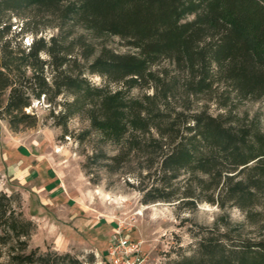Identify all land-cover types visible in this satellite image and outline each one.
I'll return each instance as SVG.
<instances>
[{
	"label": "trees",
	"instance_id": "obj_1",
	"mask_svg": "<svg viewBox=\"0 0 264 264\" xmlns=\"http://www.w3.org/2000/svg\"><path fill=\"white\" fill-rule=\"evenodd\" d=\"M28 14L114 34L134 52L97 50L61 24L57 35L20 48L16 37L36 31ZM164 60L171 70L157 68ZM134 88L151 93L134 98ZM201 95L221 107L264 98V0H0V119L32 126L26 109L42 98L65 134L67 121L84 115L103 137L127 136L128 147L146 155L142 203L248 212L264 196V132L230 111L191 108ZM35 230L19 195L0 191V264H81L69 252L31 248ZM194 239L177 264H264V238L215 226Z\"/></svg>",
	"mask_w": 264,
	"mask_h": 264
},
{
	"label": "rangeland",
	"instance_id": "obj_2",
	"mask_svg": "<svg viewBox=\"0 0 264 264\" xmlns=\"http://www.w3.org/2000/svg\"><path fill=\"white\" fill-rule=\"evenodd\" d=\"M31 30L16 37L20 48L32 37L48 39L62 30L93 44L97 50L134 52L126 41L111 33H95L71 21L28 14ZM19 29L17 18L11 19ZM14 28V26L12 27ZM11 36V35H9ZM157 68L172 67L162 61ZM101 84L97 76L91 78ZM150 89L134 88V98ZM60 98L57 99V101ZM191 108L212 114L230 111L243 122L264 132V98L234 100L221 107L211 95L192 97ZM42 98L26 109L35 115L32 126L13 129L0 119V191L18 194L24 215L36 224L30 247L69 252L81 264H108L106 248L114 233L140 241L142 264H177L195 249V236L204 228L264 238V196L244 212L236 206L220 208L198 202L196 207H178L177 202L142 203L137 180L144 175L146 155L128 147L127 136L107 139L96 132L84 115L67 121V133L57 125ZM117 156L116 160L111 159ZM183 178V175L179 177ZM72 264V263H69Z\"/></svg>",
	"mask_w": 264,
	"mask_h": 264
},
{
	"label": "built area",
	"instance_id": "obj_3",
	"mask_svg": "<svg viewBox=\"0 0 264 264\" xmlns=\"http://www.w3.org/2000/svg\"><path fill=\"white\" fill-rule=\"evenodd\" d=\"M108 264H142L140 241H134L114 230L106 248Z\"/></svg>",
	"mask_w": 264,
	"mask_h": 264
}]
</instances>
